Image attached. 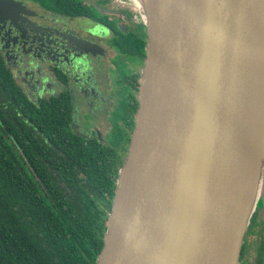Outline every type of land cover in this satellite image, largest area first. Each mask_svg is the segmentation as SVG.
<instances>
[{
	"label": "water",
	"instance_id": "water-1",
	"mask_svg": "<svg viewBox=\"0 0 264 264\" xmlns=\"http://www.w3.org/2000/svg\"><path fill=\"white\" fill-rule=\"evenodd\" d=\"M135 1L146 60L96 264H238L264 203V0Z\"/></svg>",
	"mask_w": 264,
	"mask_h": 264
},
{
	"label": "flooded vegetation",
	"instance_id": "flooded-vegetation-1",
	"mask_svg": "<svg viewBox=\"0 0 264 264\" xmlns=\"http://www.w3.org/2000/svg\"><path fill=\"white\" fill-rule=\"evenodd\" d=\"M0 19V62L32 99L67 106L68 129L98 148L103 169L118 177L138 111L148 41L135 0H13ZM126 69L127 72L123 73ZM48 94L47 96H45ZM238 264H264V221L251 218Z\"/></svg>",
	"mask_w": 264,
	"mask_h": 264
},
{
	"label": "trees",
	"instance_id": "trees-1",
	"mask_svg": "<svg viewBox=\"0 0 264 264\" xmlns=\"http://www.w3.org/2000/svg\"><path fill=\"white\" fill-rule=\"evenodd\" d=\"M68 112L24 94L0 62V264H96L117 176Z\"/></svg>",
	"mask_w": 264,
	"mask_h": 264
},
{
	"label": "bare ground",
	"instance_id": "bare-ground-1",
	"mask_svg": "<svg viewBox=\"0 0 264 264\" xmlns=\"http://www.w3.org/2000/svg\"><path fill=\"white\" fill-rule=\"evenodd\" d=\"M261 84H260V87H259V108L261 109L259 113V127L258 129L260 130L261 128V121L263 119V114H264V77L261 78L260 80ZM261 135L262 133L260 132L259 134V138H261ZM258 147V146H257ZM256 146H254L253 148H257ZM262 147H259V150H256V155L259 156V165H260V177L263 176V160L264 158H262Z\"/></svg>",
	"mask_w": 264,
	"mask_h": 264
},
{
	"label": "rangeland",
	"instance_id": "rangeland-1",
	"mask_svg": "<svg viewBox=\"0 0 264 264\" xmlns=\"http://www.w3.org/2000/svg\"><path fill=\"white\" fill-rule=\"evenodd\" d=\"M127 72V70L126 69H124L123 70V73H126ZM48 94H46L45 96H47ZM261 196L262 195H260V197H259V199H258V202L259 203H257V204H260V202L262 201V202H264V199H262L261 198ZM262 205H257L256 206V209H255V211H254V213H253V215H252V217L255 215V220H257V219H262L263 221H264V203H263V206L261 207ZM250 232L248 231V233H247V235L249 234Z\"/></svg>",
	"mask_w": 264,
	"mask_h": 264
}]
</instances>
